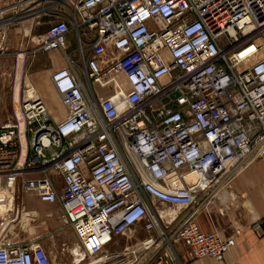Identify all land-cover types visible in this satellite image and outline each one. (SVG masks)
Masks as SVG:
<instances>
[{"label": "built area", "instance_id": "obj_1", "mask_svg": "<svg viewBox=\"0 0 264 264\" xmlns=\"http://www.w3.org/2000/svg\"><path fill=\"white\" fill-rule=\"evenodd\" d=\"M48 1L72 13L36 37L38 52L60 51L67 62L50 76L65 114L51 121L29 89L15 120L0 127V206L8 209L0 264H52L37 242L5 238L4 225L24 216L10 205L30 171L42 176L21 190L59 206L76 237L74 264L138 223L149 233L142 246L155 252L148 264H187L179 246L221 263L240 231L222 238L180 217L209 203L234 171L264 163V0ZM3 14L0 3V58L10 26Z\"/></svg>", "mask_w": 264, "mask_h": 264}, {"label": "crops", "instance_id": "obj_2", "mask_svg": "<svg viewBox=\"0 0 264 264\" xmlns=\"http://www.w3.org/2000/svg\"><path fill=\"white\" fill-rule=\"evenodd\" d=\"M11 1L14 2L18 0ZM47 1L48 0H45L48 4L49 1ZM30 6L31 4L28 3L24 5V8L31 9ZM36 15L35 13V15L30 16V19H32L31 22L29 21L26 23L32 26L36 24V26H38L40 18ZM70 35L71 33L67 37V50L71 48V44L68 41ZM75 45L77 47L76 43L74 46ZM54 52L61 53L60 51ZM109 52H112V49H109ZM63 59V67H66L67 62L64 55ZM93 88L105 96L109 94V91L99 90L98 87L95 86ZM35 90L47 97L49 108L51 109L50 115H53L56 120L62 118L60 115L64 117V108L61 106L60 101L57 100L58 96L53 87H47L45 85L36 86ZM41 176L42 173L38 171L25 172L19 179L20 185L16 191V200L19 201V205L22 207L21 209H25L23 214L34 215L32 217L26 216L28 222L34 217H37L39 225L42 226L41 229L37 228V230H43V234L34 235V224L21 223V220L19 222L17 221L11 228L22 226L27 230L29 227L28 231H32L29 235L33 238L25 242H37L47 253L52 264H74L71 250L76 247V237L74 232L62 221L59 206L57 204L42 203L33 195L27 194L21 190L23 181L27 179H37ZM51 176L55 180L57 192L61 193L63 188L61 177L53 174ZM263 177L264 163L257 160L246 168L234 171L229 177H226L220 184L221 186L218 187L219 191L217 196L212 198L209 203L198 209L193 207L183 211L180 220H184L191 216L203 233L217 232L222 238L235 235L237 230L240 231V234L235 237V246L225 256L221 263H217L209 258L193 259L183 247L179 246L177 247V251L181 259L187 264H264V225L261 226L260 229H254L255 223L264 218V206H261V204H264V191L255 193V189L258 187ZM227 178L229 181H227ZM224 183L226 184L224 185ZM220 188L222 189L220 190ZM222 190L224 191L223 196L219 197V193H221ZM138 227L143 230L142 224L138 223L127 229L122 236L127 233L128 236L130 235L131 238L133 237L136 239L135 234Z\"/></svg>", "mask_w": 264, "mask_h": 264}, {"label": "rangeland", "instance_id": "obj_3", "mask_svg": "<svg viewBox=\"0 0 264 264\" xmlns=\"http://www.w3.org/2000/svg\"><path fill=\"white\" fill-rule=\"evenodd\" d=\"M0 3L2 11L4 12L3 20L10 23L8 32V53L5 57L0 58V127H2L10 122H13L17 116L14 97L15 90L19 82V95L21 94V100L27 90H35L36 86L39 87L45 85L47 87H52L50 76L53 72L64 66L63 55L58 52H52L49 54L38 52L36 37L44 33L47 28L55 21L67 20L72 16V13L70 5H66L58 1H49L47 4L45 0H18L14 2L11 0H4L0 1ZM28 3L31 4L30 7H33L30 10L35 9V13L37 14L36 16H39L40 18L38 26H36V24H33L32 26L31 24L26 23L29 21L31 22L32 19L27 17L28 15L21 14L22 9L23 13L29 9L24 8V5ZM68 41L71 44V48L67 50V54L74 56L76 47V45L74 46L76 43L74 33H71ZM21 62L23 63L20 76L21 79L18 80V68L20 67ZM39 95L48 108L49 102L47 97L44 94L39 93ZM57 100L59 101L58 97ZM60 117L63 118L61 115ZM49 118L54 123H58L62 119L56 120L53 115H49ZM261 191H264V177L258 187L255 189V193ZM223 192L224 191L222 190V192L219 193V197L223 196ZM12 205L15 208L20 206L19 201L16 200V198L10 206ZM261 206L263 207L264 204H261ZM19 208L22 207L20 206ZM157 208L158 212H164L163 214L166 213L165 215H168L169 213L170 215H175L173 210L168 206L161 207L157 205ZM9 209L11 211V207ZM23 210L25 212V209ZM5 215V213L0 212V223H2V219L5 217ZM27 216L32 217L34 215ZM8 217L12 218V216ZM26 218L21 217V219L18 218L17 220L18 222L21 220V223H33L35 232H39H33L34 235L43 234V230H37V228L41 229L42 227L39 225L37 217H34L30 220L33 222H28ZM16 223H8L7 225H4L3 229L5 231L6 240H11V242L26 243L25 241L33 238L31 235H29L32 233V231H28L29 227L27 230L22 226H19L18 228H11ZM0 229L2 228L0 227ZM146 234L147 237H149V233L146 232L144 227L143 230L138 227L135 234L136 239L133 237L131 238L127 233L123 236H117L113 239L112 243L107 247L105 252L93 258V260L97 258L108 259L106 261L107 263L102 262L101 264H148L155 252L152 249L145 250V248L142 246V242L147 238ZM89 262V260H86L82 264H88Z\"/></svg>", "mask_w": 264, "mask_h": 264}, {"label": "bare ground", "instance_id": "obj_4", "mask_svg": "<svg viewBox=\"0 0 264 264\" xmlns=\"http://www.w3.org/2000/svg\"><path fill=\"white\" fill-rule=\"evenodd\" d=\"M26 7V6H25ZM32 8V7H31ZM27 13H29L30 12V15H28L27 17H30V16H33V15H35V9H33V10H27L26 11ZM25 12V13H26ZM32 14V15H31ZM24 18H26V17H24ZM22 62L20 63V67L18 68V71H19V74H18V80H20L21 79V70H22ZM20 83V82H19ZM19 83H18V85H17V87H16V90H15V97H14V103H15V110H16V114H18L19 113V109H20V102H21V98H20V96H21V94L19 95V93H20V85H19ZM35 91V90H34ZM30 92V91H29ZM28 92V93H29ZM36 92V91H35ZM31 93V92H30ZM38 93V92H37ZM36 93V95L37 96H39V98L41 99V96L39 95V93L37 94ZM45 106H46V104H45ZM46 111H47V113L49 114V113H51V109L49 108V106H48V108L46 107ZM50 115V114H49ZM193 178H191V180H192ZM230 196V195H229ZM8 211V209H7V207H4V206H0V212L2 213H5L6 214V212ZM164 212H160V214L162 215V216H164L165 214H163ZM175 214V213H174ZM24 216H25V218H26V214H23ZM170 215V213L167 215V216H169ZM166 216V215H165ZM171 216H175V215H170L169 217H171ZM172 218V217H171ZM20 221V220H19ZM10 230V229H9ZM74 246V245H73ZM74 254H80L81 256H83V254L80 252V251H78L77 249H75L74 251ZM108 259L107 258H100V259H90L89 261V263L88 264H101L102 262H106ZM107 263V262H106Z\"/></svg>", "mask_w": 264, "mask_h": 264}, {"label": "water", "instance_id": "obj_5", "mask_svg": "<svg viewBox=\"0 0 264 264\" xmlns=\"http://www.w3.org/2000/svg\"><path fill=\"white\" fill-rule=\"evenodd\" d=\"M177 95H173V97L172 98H174V97H176Z\"/></svg>", "mask_w": 264, "mask_h": 264}]
</instances>
